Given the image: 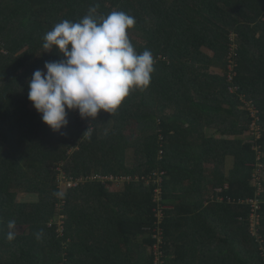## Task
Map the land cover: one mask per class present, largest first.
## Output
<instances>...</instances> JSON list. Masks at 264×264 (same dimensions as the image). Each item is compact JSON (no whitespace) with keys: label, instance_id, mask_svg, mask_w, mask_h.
Instances as JSON below:
<instances>
[{"label":"trees","instance_id":"trees-1","mask_svg":"<svg viewBox=\"0 0 264 264\" xmlns=\"http://www.w3.org/2000/svg\"><path fill=\"white\" fill-rule=\"evenodd\" d=\"M90 6L133 16L130 39L156 71L112 116L68 110L62 135L29 100L28 81L63 58L44 35ZM155 171L166 173L160 201ZM61 177L83 180L62 192ZM158 256L264 264V0H0V264Z\"/></svg>","mask_w":264,"mask_h":264},{"label":"clouds","instance_id":"clouds-1","mask_svg":"<svg viewBox=\"0 0 264 264\" xmlns=\"http://www.w3.org/2000/svg\"><path fill=\"white\" fill-rule=\"evenodd\" d=\"M97 7L90 6L80 21L63 20L44 37L46 51L58 48L62 59L45 62L46 72L34 71L28 81V98L42 114V120L55 132L69 124L68 110H78L81 118L95 119L101 110L114 115L133 89H146L156 71L150 50L138 52L129 29L135 18L124 11L96 16ZM163 141V137H160ZM164 150L159 152L160 160ZM165 171H155L154 173ZM154 173L149 181L155 182ZM162 181V182H163ZM162 185V184H161ZM160 188L157 184V189ZM162 191V190H161ZM62 197V192L55 193ZM6 238L15 239L16 222L7 224ZM36 238H42V230Z\"/></svg>","mask_w":264,"mask_h":264},{"label":"rangeland","instance_id":"rangeland-1","mask_svg":"<svg viewBox=\"0 0 264 264\" xmlns=\"http://www.w3.org/2000/svg\"><path fill=\"white\" fill-rule=\"evenodd\" d=\"M205 52H207L208 54H211L208 51H205ZM252 129L254 130V128H252ZM129 159H131L130 156H129ZM259 173H260V171H259ZM256 178H258V177H256ZM256 178H255V180H256ZM255 180H254V183H255ZM61 182H62V185H61L62 192L66 191V189L70 188L68 186V184H67V181L64 179V177H61ZM255 185H257L258 188L261 189V183H255ZM156 196H159L160 197V194H157ZM18 200L20 202H30V201L31 202H35V201L38 200V196H36V195H25V194H21V195H19V199ZM60 210H61V207L59 206L58 211H60ZM59 223L62 224V221H59ZM257 223H258L257 220L255 222H253V229L255 228V226L257 225ZM19 232H21V234L27 233L28 232V229L21 228V229H19Z\"/></svg>","mask_w":264,"mask_h":264},{"label":"built area","instance_id":"built-area-1","mask_svg":"<svg viewBox=\"0 0 264 264\" xmlns=\"http://www.w3.org/2000/svg\"><path fill=\"white\" fill-rule=\"evenodd\" d=\"M163 175H164V173L162 172V173H154V180H155V182L159 185V186H161V184H162V181H163ZM96 178V177H95ZM97 180H103V181H105V178L104 177H102V176H99L98 178H96ZM111 179V178H110ZM151 179V178H150ZM150 179H149V181H150ZM82 180L83 179H78V180H71V181H69V182H67V184H68V186L69 187H76V186H78V184L80 183V182H82ZM160 192H161V189L160 188H158L157 189V193L158 194H160ZM155 200L156 201H160L161 200V197H159V196H156L155 195ZM256 221V219L253 221V222H255ZM159 235H162V231L160 232V234ZM156 249H157V247H156ZM160 256H158V258H157V262H156V264H161L160 263V261H159V258Z\"/></svg>","mask_w":264,"mask_h":264}]
</instances>
